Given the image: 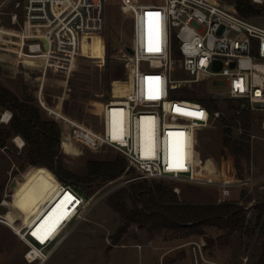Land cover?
Here are the masks:
<instances>
[{"label":"built area","instance_id":"obj_1","mask_svg":"<svg viewBox=\"0 0 264 264\" xmlns=\"http://www.w3.org/2000/svg\"><path fill=\"white\" fill-rule=\"evenodd\" d=\"M162 1V5L158 7L150 4L146 8L135 4L134 0H121L125 11H134L141 16L150 11L160 14L163 25L143 28L146 29V38L142 40L144 47L141 57L144 55L149 59L152 68L159 70L167 67L171 76L179 69L185 72L186 77L170 78L171 87L184 85L191 88L204 85L207 93L217 101H241L240 108L261 116H257L256 121L264 130V26L242 16L235 0L230 3L221 0ZM251 1L264 4V0ZM107 2L108 0H2L0 13L5 6L13 3L14 11L10 13V18L12 24L19 26V29L17 33H9L20 35L27 49L24 61L27 58L38 60L39 56L45 55L44 62L37 61L42 70H46L48 66L55 69L57 61L64 60L62 69L67 72L74 56L79 52V48L75 50L72 46L74 35L82 42L84 38L91 39L94 34L102 33ZM141 8L145 10L141 12ZM141 21L143 27L145 21L139 16V28ZM175 39L180 52L177 59L173 56ZM66 45L72 50L65 49ZM150 47L152 50H149ZM134 50L132 55L137 52L135 48ZM64 51L70 56L58 54ZM24 61L23 64H26ZM141 76L140 82H143ZM143 84L144 82L140 87L144 95L142 98L138 89L137 94H114L102 104L98 133L89 131L60 111L46 106L39 96L41 106L55 114V120L60 126L61 123L70 124L72 129L84 130L81 134L64 128L60 139L63 151L69 153L64 146L66 141L74 145H78L77 141H82L95 150L101 145H109L125 158L127 167L123 175L103 184L106 191L103 189L101 194L98 192L93 195H88L81 185L62 181L54 176L56 180L52 193L60 197L58 202H61L55 223L40 231H36L35 224L28 220L9 224L27 244L25 258L28 262L45 263L81 223L89 220L93 209L104 196L126 183L142 179L207 184L217 187L219 196L216 202L224 203L232 197L234 189L245 188L250 191L255 183L264 180V173L255 175L251 172L246 178L222 175L216 160L211 166V157H202L198 149L199 131L221 117V111L211 112L195 100L152 101L143 92ZM152 103L160 106L155 107ZM11 116L12 112L6 122L10 121ZM240 131L242 132L241 129ZM20 137L22 144L19 147L22 148L26 143ZM254 137L252 133L251 139ZM131 168L136 173L133 176ZM110 185L112 187L109 188ZM260 185L264 186V183ZM173 190L178 194L181 192L177 185L173 186ZM16 193L10 186V193L5 195L0 204L10 208ZM253 201L254 198L249 204ZM258 230L264 231V210ZM192 244L196 264H223L205 257L203 241ZM247 261L248 257H244L243 264H247Z\"/></svg>","mask_w":264,"mask_h":264},{"label":"rangeland","instance_id":"obj_2","mask_svg":"<svg viewBox=\"0 0 264 264\" xmlns=\"http://www.w3.org/2000/svg\"><path fill=\"white\" fill-rule=\"evenodd\" d=\"M221 1L232 2V0ZM162 2V0H134L135 4L146 8L150 4L158 7L162 5ZM258 5L264 8V4ZM141 9V12L145 10V8ZM13 11V3H10L0 13V84L11 88L21 99L31 100L41 106L37 96L40 91L39 84L43 81L42 98L46 106L60 111L66 117L94 133H98L100 130L99 112L102 104L114 94L132 95L138 93V89L142 98L144 95L140 87L143 82V92L148 96L150 94L157 96L156 99H151L152 101L186 100V98L173 97V95L180 93L177 92V89L190 87L182 85L174 88L169 82L171 77H186L185 72L179 69L171 76V72L167 70V67H164L159 69V73L158 69L150 66L149 59L144 55L143 58L141 57L144 47L142 40L146 38L144 36L146 29L143 28L163 25L159 13L158 16L149 17L148 14L153 13L149 10L150 12H145L141 16L137 12L123 10L121 0H108L106 19L102 33H99L104 39L106 48L104 61L78 53L74 56L72 65L70 69H67V72H63L62 65H65V61L61 60L57 61L55 69L48 66L46 70L43 69L35 75L23 64L27 49L22 43L20 35L5 33V29L11 26L10 13ZM139 16L143 21H148L144 22L143 27L141 21V28L138 27ZM250 19L264 26V12L252 16ZM16 28L19 29V26ZM72 46L74 47L73 42ZM129 46L136 49L135 55L127 50ZM65 49L72 50L67 45ZM173 52V56L177 59L178 56L174 48ZM58 54L63 57L70 56L66 51ZM39 57L42 58V62L46 60L45 55ZM66 66L69 67V64ZM140 76L143 77V82H140ZM209 88H211V84H209ZM190 89L201 95L207 93L204 85H195ZM152 105L160 106L155 103ZM218 106L221 116L231 115L226 101H218ZM41 108L44 116L55 119L56 116L53 112H49L42 106ZM6 110L8 109H3L0 106V128L9 123L3 121ZM209 111L212 112V110ZM64 128L73 133L83 134L84 131L82 128L72 129L70 124L62 125L61 123V130ZM240 132L239 129H235L234 135L237 136ZM251 132L255 137L251 139L252 161L250 166L257 171L254 173L255 175H261L264 173V130L256 121ZM16 136L13 135L8 139L6 147L0 148V202L8 192L10 193V185L15 177L24 184L21 191L15 194L10 208L0 204V264H37V262L31 263L26 260L25 252L28 250V246L9 224H18L22 220H28L33 225L35 224L36 231L43 230L46 226L55 223L61 202H58L60 197L52 193L54 183L45 182L43 169L23 165L26 145L22 148L19 147L15 142ZM76 143L78 144L74 145L76 152H72L73 146L69 141L66 143V151L69 153L63 151L62 148L60 152L67 168L79 175L86 174L88 159H108L121 156L115 148L109 145H101L95 150L82 141ZM198 144L203 158L214 157L219 162L222 175H237L238 172L234 167L231 154L223 144V124L220 117L215 119L210 126L199 131ZM130 170L133 171L132 176L136 174L133 168ZM160 181L147 180L149 183ZM261 182L264 180L255 183L252 190H245L240 196L239 193H236L229 199V201H238L237 203L247 210L248 227H256V232L253 234L237 231L231 237L226 238L225 230L216 226H206L205 234L185 237L181 232L175 230L164 229L161 232H156L137 224H131L118 243L127 245L117 246L109 253L107 248L114 244L112 237L122 221L119 214L109 205L108 197L116 189L130 184V182L126 183L104 196L93 209L89 220L81 223L43 264H164L165 259L160 257L164 251L161 248V243L164 244L165 250L175 243L177 245L184 244L181 247L177 246L179 247L177 250L184 251L185 255L190 251L193 257L192 242L195 241L205 243L203 252L207 259L223 264H243V258L248 257L247 264H264V260L262 261L264 259V233L258 230L260 220L257 222L256 218L260 212L257 206L264 207V186L260 185ZM163 183L172 188L175 185L179 186L181 192L178 195L184 201L213 202L217 201L219 196L217 187L207 184L164 180ZM105 187L101 185L94 192L89 193L82 186L88 195L98 192L101 194L107 190ZM253 198L255 201L249 204ZM128 202L130 206H133L131 199ZM151 238L153 241L149 242L148 240Z\"/></svg>","mask_w":264,"mask_h":264},{"label":"trees","instance_id":"obj_3","mask_svg":"<svg viewBox=\"0 0 264 264\" xmlns=\"http://www.w3.org/2000/svg\"><path fill=\"white\" fill-rule=\"evenodd\" d=\"M235 1L242 16L250 18L264 12L262 6L251 0ZM173 48L179 56L177 39L173 41ZM177 92L180 93L173 97L198 100L209 110H218V101L207 93L201 95L190 88L177 89ZM226 102L231 115L220 117L223 124V144L231 154L237 176L246 178L252 172L251 130L256 124L257 115L246 108H240L241 101L229 99ZM0 106L12 112L8 125L0 128V148L6 147L8 139L13 135L22 136L26 143L23 165L43 169L46 183H54V176H57L62 181L81 185L92 193L105 182L125 172L127 162L120 155L108 159H88L87 172L84 175L71 171L65 165L60 152L61 126L55 119L44 116L38 103L21 99L11 88L0 84ZM235 129H241L242 132L235 136ZM129 199L132 200L133 206L129 205ZM108 202L122 221L112 237L114 244L120 242L131 224L156 232L164 229L175 230L185 237L205 234L206 226L225 230L226 238L237 231L248 234L256 232V227H248L247 210L238 203L184 201L172 187L163 183V180L156 183H149L147 180L132 181L111 193ZM257 208L260 210L256 215L259 222L264 207L259 205ZM111 247L112 245H109L108 249Z\"/></svg>","mask_w":264,"mask_h":264},{"label":"crops","instance_id":"obj_4","mask_svg":"<svg viewBox=\"0 0 264 264\" xmlns=\"http://www.w3.org/2000/svg\"><path fill=\"white\" fill-rule=\"evenodd\" d=\"M0 3H1V0H0ZM10 21H11V18H10ZM10 25L11 26L8 29H5V33H8L9 34V31L10 32L17 33L16 26L13 25L12 22H11ZM73 45H74L75 49L79 48V52L78 53L81 54V55H86V56H89V57H92V58H99L102 62L105 59L106 48H105L104 39H103V37H102L101 34H94L91 39L84 38L82 42L78 39V36L77 35H74ZM39 58H38V60L37 59L34 60L32 63H35L37 61L38 62H40V61L42 62V58L41 57H39ZM31 61H32V59L27 58V59H25L24 62L25 63H29V62L31 63ZM39 85H40V88H39L40 91H38L39 92L38 93V96H37L38 97V100H39V96L42 97V93H43V89L41 88V86L43 84L40 83ZM67 142L68 141H66L64 143L65 149H67V147H66V143ZM72 146H73V151L72 152H76V148L74 147V144H72ZM213 158L214 157H211L209 159V163H210L211 166L213 165V163H215V160H216L215 158L214 159ZM217 163H218V169L221 172L220 164H219L218 161H217ZM255 172H257V171H255V168L252 167V173L254 174ZM232 176H236V175H232ZM262 183H264V182H261V184ZM245 190H246L245 188L234 189L232 196H234L236 193L237 194L239 193V196H240L241 193L243 191H245ZM214 202H216V201H214ZM235 202L237 203L238 201H235ZM148 241L151 242L153 240L151 238V240L149 239ZM126 245L127 244H124V243H121V244H112V247L110 249L107 248L108 249L107 251L110 253L115 247H117V246H126ZM131 245H135V244H131ZM163 245L164 244L161 243V248L164 251L161 253V256L160 257H161V259H162V257L165 259L164 260V264H194V262H195L194 257H192V255H191V253H190L189 250H188L189 253H187L186 255H185V252L184 251L177 250V248H179L181 246H184V244L183 245H177L175 243L173 246L169 247L167 250L164 249V246ZM177 246H179V247H177ZM181 257H183V258L180 259ZM200 264H210V263L200 262Z\"/></svg>","mask_w":264,"mask_h":264},{"label":"water","instance_id":"obj_5","mask_svg":"<svg viewBox=\"0 0 264 264\" xmlns=\"http://www.w3.org/2000/svg\"><path fill=\"white\" fill-rule=\"evenodd\" d=\"M127 50L131 53V54H134L135 53V50L132 46H129L127 47ZM25 68L26 69H29L31 71H33V73L36 75L38 72L42 71V68L40 67V65L35 62V63H32V64H25ZM21 184V181L15 177L12 182H11V187L14 189V190H18L19 186Z\"/></svg>","mask_w":264,"mask_h":264},{"label":"bare ground","instance_id":"obj_6","mask_svg":"<svg viewBox=\"0 0 264 264\" xmlns=\"http://www.w3.org/2000/svg\"><path fill=\"white\" fill-rule=\"evenodd\" d=\"M26 64H29V63H26ZM9 114H10V110H6V112L4 114L5 118H4L3 121H7L8 117H9ZM16 142H17L18 145H21L22 144V138L20 136H17L16 137ZM22 187H23V182H21V184H20V186H19V188L17 190V193L21 191Z\"/></svg>","mask_w":264,"mask_h":264},{"label":"snow or ice","instance_id":"obj_7","mask_svg":"<svg viewBox=\"0 0 264 264\" xmlns=\"http://www.w3.org/2000/svg\"><path fill=\"white\" fill-rule=\"evenodd\" d=\"M148 15H149V17H152L153 15H158V14L149 13ZM149 50H152V48L150 47ZM156 98H157V96L155 94H150L149 95V99H156ZM149 150H150V148H149ZM33 235H36V233H33Z\"/></svg>","mask_w":264,"mask_h":264}]
</instances>
